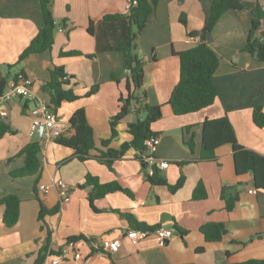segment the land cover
<instances>
[{"label": "crops", "instance_id": "0c3cea01", "mask_svg": "<svg viewBox=\"0 0 264 264\" xmlns=\"http://www.w3.org/2000/svg\"><path fill=\"white\" fill-rule=\"evenodd\" d=\"M213 1L159 0L138 40L145 62L146 102L161 106L163 111L162 118L152 125L160 144L145 154L169 163L167 169L160 170L169 185L184 179L178 190L152 185L134 149L116 162L114 170L96 158L81 162L72 149L55 141H40L31 134L29 100L8 105L5 122L15 133L0 140V200L15 194L21 205L19 221L12 228L2 222L4 207L0 206V264H37L49 253L58 254L72 237L84 238L76 242L81 259L70 258L60 264H239L264 260V191L256 189L251 172L237 173L231 145L218 148L214 159H201L203 122L223 117L229 119L239 145L264 156V127H257L253 120L256 107L262 106L264 112V64L244 51L257 3L264 4V0H238L243 9L225 13L207 37L220 58L214 104L185 116H175L169 105L180 77L179 54L199 42L192 34L204 29ZM52 12L58 26L52 49L19 64L20 55L43 26L41 4L39 0H0V84L5 80L8 85L24 71L34 81L32 96L49 103L50 94L43 90L50 80L49 67H63L71 78L68 88L80 99L64 102L58 114L69 121L77 110H85L96 145L91 154L96 156L106 151L102 141L111 139V119L119 112L120 98H127L125 59L117 50L131 29L127 1L52 0ZM61 52L81 56L61 57ZM94 86H99L98 92L86 96ZM136 120L130 112L118 124V136L110 148L119 149L132 140L129 125ZM33 142L41 146L39 173L12 178L11 173L25 163L19 153ZM88 175L101 184L119 183L126 193L93 198ZM61 182L70 190L66 200L59 194ZM197 188L206 194L204 199L193 198ZM223 193L237 197L230 211ZM56 206L58 213L46 217L45 224L39 221L42 207ZM207 224L224 226L221 241L206 242L200 229ZM142 226L163 227L174 235L163 245L155 235L137 241L127 238L129 231ZM119 237L118 253L106 256L97 252L100 239Z\"/></svg>", "mask_w": 264, "mask_h": 264}, {"label": "trees", "instance_id": "16d2710c", "mask_svg": "<svg viewBox=\"0 0 264 264\" xmlns=\"http://www.w3.org/2000/svg\"><path fill=\"white\" fill-rule=\"evenodd\" d=\"M42 8L43 26L30 45L22 52L18 63L29 60L32 56L50 51L55 41V33L58 28L52 12V0H39ZM137 5L128 13L131 29L122 43L117 46L125 59V72L127 77V98H120L119 112L111 119V139L102 141V147L106 151H100L99 155L92 156L96 150L94 141V131L89 125L84 109L77 110L69 120L68 131L58 137L55 142L63 147L74 151V158L81 162H86L90 158H96L101 163L107 165L111 170L118 160H121L126 152L134 149L140 159L144 162V167L149 182L155 186H166L171 191H176L184 184L181 178L176 185H169L167 180L162 177L160 170L154 167L152 175L148 174V163L145 158L148 153L146 142L155 137L156 133L152 130V125L163 116L161 106H150L147 94L143 90L145 79V62L139 52V36L150 21V17L155 12L159 0H137ZM243 4L238 0H214L211 5L209 18L206 20L204 29L194 32L192 36L200 37V41L191 49L179 54L180 77L175 86L169 105L175 116H185L197 113L210 107L216 101L218 91L214 79L220 66V58L208 45L207 37L212 33L222 16L230 10H242ZM117 17H106V20L116 19ZM65 26V22L63 23ZM244 51L250 54L255 61L264 64V4L258 1L256 12L252 19L251 29ZM61 57L81 56L78 52H61ZM50 80L43 84V90L50 94V108L58 114L64 102H75L80 99L72 89L68 88L71 78L67 75L63 67H49ZM19 73L25 74L24 71ZM17 73L14 76L16 79ZM26 75V74H25ZM13 79V80H14ZM112 79H116L115 76ZM7 82L4 80L0 84V95L4 92ZM99 86H94L86 96H92L98 92ZM135 113L137 120L129 125V133L132 136L130 142L124 143L119 149L110 148L112 139L118 136V124L130 113ZM60 115V114H59ZM253 120L257 127H264L263 107L258 106L254 109ZM8 133H15L11 126L0 121V140ZM192 147V144H190ZM224 145H231L236 170L238 174L251 172L255 180V187L264 191V156L253 151L247 150L239 145L236 133L227 117L205 120L203 122V142L201 159H214L216 150ZM41 146L38 142L27 145L20 153L19 157H24V166L11 173L12 178H24L36 176L41 169V162L38 154ZM87 184L93 186V198H103L115 192H125L119 183L101 184L91 175L87 176ZM206 194L203 190H195L193 198L195 200L204 199ZM228 211L232 210L237 200L236 196L226 197L223 193ZM20 198L11 194L0 200V206L4 207L2 222L9 228L14 227L20 218ZM59 212V207L47 209L42 207L38 216L40 222L45 224L46 217H51ZM141 229H148L141 227ZM178 231H180L178 229ZM206 242L214 243L222 240L225 228L222 224H207L200 229ZM50 234V233H49ZM83 237H72L68 242H77ZM44 257L38 260L37 264H42ZM239 264H264V260H250Z\"/></svg>", "mask_w": 264, "mask_h": 264}, {"label": "built area", "instance_id": "2783aa9c", "mask_svg": "<svg viewBox=\"0 0 264 264\" xmlns=\"http://www.w3.org/2000/svg\"><path fill=\"white\" fill-rule=\"evenodd\" d=\"M127 11H131L133 7L137 5V0H126ZM60 28V31H63ZM200 41V37H195ZM34 81L25 74L19 73L12 82H10L4 92L0 95V121H6L9 117L8 105L15 100L27 99L32 103L29 114L31 116V129L30 132L33 136H36L40 141H55L62 134L66 133L70 127L69 121L66 120L62 115H59L52 111L50 104L46 101L35 99L31 94V87ZM160 144V139L153 137L149 139L145 146L148 151L153 150ZM148 163V174L152 175L154 167L159 170H164L169 167L167 161H159L153 155L145 158ZM59 194L62 200H66L70 194L69 187L66 183L61 182L58 184ZM45 191L47 189L43 188ZM149 235H155L160 245L165 244L166 240H169L174 235V231L163 227L156 228L154 230L146 229H134L129 231L126 236L132 241L144 239ZM122 237L115 240L100 239L96 243L97 252L100 255L111 256L118 253L121 245ZM264 242V235H263ZM81 259V254L76 251V243L70 241L67 245L58 253H49L47 259L43 264H60L62 261L67 259Z\"/></svg>", "mask_w": 264, "mask_h": 264}, {"label": "water", "instance_id": "95a60500", "mask_svg": "<svg viewBox=\"0 0 264 264\" xmlns=\"http://www.w3.org/2000/svg\"><path fill=\"white\" fill-rule=\"evenodd\" d=\"M38 158H39V161L42 162V153H41V152L38 154ZM168 241H169V240H166V241H165V244H166Z\"/></svg>", "mask_w": 264, "mask_h": 264}]
</instances>
